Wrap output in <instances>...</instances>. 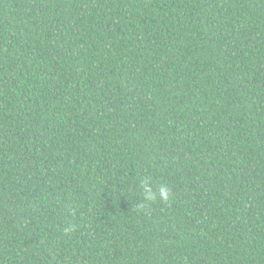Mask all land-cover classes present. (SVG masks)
Instances as JSON below:
<instances>
[{
	"label": "trees",
	"instance_id": "trees-1",
	"mask_svg": "<svg viewBox=\"0 0 264 264\" xmlns=\"http://www.w3.org/2000/svg\"><path fill=\"white\" fill-rule=\"evenodd\" d=\"M0 264H264V0H0Z\"/></svg>",
	"mask_w": 264,
	"mask_h": 264
},
{
	"label": "clouds",
	"instance_id": "clouds-1",
	"mask_svg": "<svg viewBox=\"0 0 264 264\" xmlns=\"http://www.w3.org/2000/svg\"><path fill=\"white\" fill-rule=\"evenodd\" d=\"M140 187L145 202H154L157 200L167 202L173 195L171 188L167 184L154 185L150 176L140 181ZM139 207L144 208L145 203H141ZM72 230L71 227H66L64 229L66 233Z\"/></svg>",
	"mask_w": 264,
	"mask_h": 264
}]
</instances>
